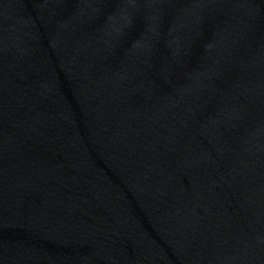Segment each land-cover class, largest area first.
Listing matches in <instances>:
<instances>
[{
	"label": "water",
	"instance_id": "95a60500",
	"mask_svg": "<svg viewBox=\"0 0 264 264\" xmlns=\"http://www.w3.org/2000/svg\"><path fill=\"white\" fill-rule=\"evenodd\" d=\"M0 264H264V0H0Z\"/></svg>",
	"mask_w": 264,
	"mask_h": 264
}]
</instances>
